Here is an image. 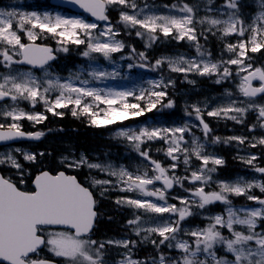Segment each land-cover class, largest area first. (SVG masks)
Segmentation results:
<instances>
[{
	"label": "snow or ice",
	"instance_id": "snow-or-ice-1",
	"mask_svg": "<svg viewBox=\"0 0 264 264\" xmlns=\"http://www.w3.org/2000/svg\"><path fill=\"white\" fill-rule=\"evenodd\" d=\"M74 3L99 21H108L106 14L108 6L120 5L125 8H137L135 0L131 2L129 0H74ZM225 6L228 9H236L237 0H227ZM171 9L179 14H150L144 9L133 14L121 11L120 22L126 28L137 29L136 35L146 37L149 44L158 39V34L166 38L187 39L196 43L200 60H189L183 57L162 58L156 61V66L167 62L173 72L217 75L219 77L217 83L229 78L232 75L230 66H236V74L240 77L237 85L238 91L243 97L248 98L250 103L247 107H238L235 102H232L228 106L208 111L207 115L223 116L242 123L241 117L249 109H255L258 112L257 119L262 121L260 127H264V105L255 104L253 101V98L257 96H264V69H253L251 63L248 62L251 59L249 52L256 53L264 49V12H261L247 28L243 26L244 22L236 16L235 12L228 14V18L224 20L209 17L199 20L198 23H207L211 26L209 31L211 28H217L225 37L236 35L243 38L235 44L226 45V51L232 53V57L226 61L212 62L203 59L205 53L201 51L198 43L195 28L197 21H195L193 7L185 3L182 6L171 5ZM97 29L96 23L80 18H65L59 14L52 16L49 13L40 15L35 11H0V64L9 69L6 73H0V101L11 100L13 102L12 106L0 108V117L11 121L7 124L0 123V141L25 136L39 139L43 135L42 132L26 134L22 130L20 121L26 119L40 123L46 119V116L43 113L26 112L19 108L17 102L20 100L30 102L33 107L38 102H42L46 111L54 115H62L56 110L69 108L72 105L73 116L78 115L77 109H79L80 113L90 117V122L94 126H106L132 116L143 115L145 110L151 111L161 103L162 98L167 95L163 90L149 91L147 95L154 99H149L146 106L142 107L140 103L127 102V97L133 95L132 92H112L110 90L104 92L97 88L77 87L70 81L61 83L59 78L46 79L41 82L30 71L15 73L11 71L13 65L20 64L43 68L50 60L55 59L51 48L36 43L40 35L45 33L59 38L57 42L61 44L63 51L68 50L65 45L69 43L77 46L86 45L87 50L83 52L85 57L98 53L105 58H110L112 53L119 52L125 47L122 41L116 39L119 32L111 24H107L103 31L94 35V30ZM22 34L26 35L28 43L23 42ZM140 57L145 59L143 53H140ZM90 75L98 80L111 74L93 70ZM76 79L79 77L77 76ZM253 81H259V86H253ZM80 83L87 85L88 81L81 80ZM155 87L159 88L161 84L157 83ZM53 91L58 92L54 99L49 96V93ZM85 98H91V102H86ZM135 98L137 101L144 100V93L142 92ZM100 105H107V107L100 108ZM163 106L171 108L173 103L169 101ZM94 107L97 110L94 111ZM194 111L196 118L203 125L204 133L207 134L210 129L203 120L201 109L194 107ZM186 131L188 128L185 126L151 129L142 127L138 131L121 129L118 132L119 136L133 143L141 156L150 160L156 174L153 176H149L147 172L134 174L124 168L115 171L111 170V166L101 170H108L110 175L117 177L118 181L124 185L121 191L139 192L143 197H155L164 203L129 197H122L116 203L127 204L135 209L161 216L169 214V217H177L175 221L161 220L145 228L141 226V217L137 215L129 220L128 224L135 226L133 231L137 236H140L142 232L145 233L144 240H149L153 234L158 236L160 238L158 243L155 239L150 241L157 248L167 244V247L178 249L182 253L180 259L166 258L161 254L160 264H264V231L256 230L257 222L264 221V199L250 194V189L254 187L264 192V184L220 182L219 191L205 192L203 186L194 188L190 191L193 199H180L182 207L167 203L166 190L172 188L174 182L179 183L180 181L177 178H170L167 170L159 162L151 160L147 152L141 151V144L155 139L164 140L168 144L167 156L177 160L179 157L175 154L183 152L184 163L188 164L189 149L182 147L183 134ZM216 139L218 142L219 138ZM245 139L230 137L226 142L236 140L243 144ZM193 143L195 144V141ZM257 143L264 145V137L260 138ZM251 146L256 147V143ZM202 147L196 144L191 152L202 162L201 168L198 171H192L190 178L185 177V179H190L193 183L201 182V185H204L211 180L210 173L216 171L215 167H208L209 164L220 166L224 161L221 158L202 154ZM24 158L34 161L35 155L25 153ZM255 159L256 157L252 156L244 162L252 164ZM4 163H10L17 169L21 168V165L11 155H8L6 159H0V164ZM69 166L78 167L79 165ZM88 167L101 168V165L89 164ZM171 167L174 169L176 165L173 164ZM256 171L264 173V167H258ZM157 181H162L163 188L154 187ZM109 183L111 182L93 181V184ZM34 186L33 191H23L10 179L0 176V264H50L45 259L33 258L38 257L42 247L47 248L56 257L64 258L65 264H105L103 250L106 244H114L125 249H129L130 244L135 245L134 241L128 240L101 242L91 239L90 234L97 217L96 200L93 192L88 187L82 186L75 176L66 175L64 172L52 175L45 171L35 177ZM149 186H153L152 189ZM229 195L246 196L248 200L255 201L261 207L234 209L231 206ZM215 202L227 206L226 216L209 217L207 226L185 232V235L191 237V242L177 238V234L181 231V222L193 214L191 211L193 205L204 209ZM56 226L67 230H52ZM236 226H241L244 230H237ZM221 229H227L230 237L225 236ZM219 246H223L232 258L219 256L217 254ZM118 264H146V262L125 255Z\"/></svg>",
	"mask_w": 264,
	"mask_h": 264
},
{
	"label": "rangeland",
	"instance_id": "rangeland-1",
	"mask_svg": "<svg viewBox=\"0 0 264 264\" xmlns=\"http://www.w3.org/2000/svg\"><path fill=\"white\" fill-rule=\"evenodd\" d=\"M48 2V0H8L7 6L14 7L15 4H40L42 2ZM142 2V3H141ZM140 2V5H137L136 9L131 8H125L124 6L120 5H111L108 6L111 8L112 18L116 17L117 21L119 22L120 26L124 29V32L121 31L123 38L125 40L123 41L125 47L119 52L112 53L110 55V58H105L101 54L98 53H92L89 57H85L82 63L75 64L77 67L74 69H69V71L74 72V76L68 77V76H61L57 72V68L54 67L53 69L48 68L47 70L36 72L31 69H25L21 68L18 65H13L11 71L13 73L15 72H32V74L37 77L41 82L45 81L46 79H53L56 80L59 78L60 82H71L77 87H90V88H97L101 89L104 92L112 91V92H132L133 95L127 97V102L129 103H140L142 107H145L150 98L147 93L149 91H165L167 95L162 98L161 103H159L158 106L153 108L154 111L153 116L157 117H147V114L145 112L143 115L140 116H132L125 120H132V119H141L142 121L138 122L137 124L128 127V128H119L115 131H108L106 132V136L109 138V142L106 141L107 145L106 148H104L105 153L101 155H89L83 153V152H74L76 154L75 158L71 156H65L62 155L61 152H44L39 157H35L34 161H29L24 158V154H33L28 147L23 146H6L4 148H0V159H6L8 155H11L14 157L17 162L21 165L20 169H17L13 167L10 163H4L0 164L2 165L6 170L8 175L13 176L14 179H16L19 183H23L26 179V176L29 175V172L31 171L32 167H41L45 165L51 164L53 160H58L60 166H66L67 168L73 170H83L80 171L81 174L85 173L86 182L92 187L96 188V190L99 191H115L116 199L113 202H107V206L111 207V213L115 214L116 217L121 215L122 212L124 219L120 220L118 228L114 229L117 232L112 233L114 236L111 238L112 241H118V240H128L126 238H119V236H123L127 226L134 228L135 226L129 225L128 221L131 219H134L137 215L141 217V226L142 227H149L154 225L155 222L161 221V220H169L175 221L177 219L176 216L169 217V214H164L163 216L153 213L144 212L143 210L135 209L132 206H129L127 204H117L116 201L122 197H129V198H137V199H148L152 200L156 203L163 204L164 201H158L155 197H143L139 192H127V191H121V188L124 186L122 185L116 176H112L109 174L108 170H101V169H108L109 166H111V170L119 171L120 168H124L128 170L129 172H132L134 174H142L144 172H147L149 176H153L156 173L153 171V165L151 164L150 160L145 159L143 156L140 155V152L136 150L133 143L129 142L126 138L119 136L118 132L121 129L124 130H135L138 131L142 127H148V128H173V127H187L188 131H186L183 134L184 137V143L182 144V147L189 149V163H184V153H176L179 157L177 160H173L171 157L167 156L166 150L168 147V144L165 143L164 140L161 139H155L150 142H147L148 146L144 148V142L141 144V151H145L148 153L151 160H155L159 162L166 170L167 175L170 178H177L179 179V183L173 184V187L166 190V201L168 204H174L170 199L175 200L178 202L177 207H182L183 205L180 204L181 198H187L189 200L193 199V197L190 195V191L193 190L196 187L203 186L205 192H211V191H219V183L220 182H228L235 184L237 182H240L242 184L245 183H257V184H264V173H260L256 171V168L258 167H264V145H260L257 143V141L264 137V127H260V124L262 121L258 120V112L255 109H249L247 113H245L241 119L243 120L244 117H246L248 114H252V126L251 130L250 128H246V133L254 132L251 136H245L243 138L245 139V143L240 144L236 140H232L230 142L225 143V141H228V138L230 137H239L238 135H225L224 140L219 137L217 134H214V140L211 137L210 138V144L205 140L207 134H212V131L214 130V125L209 123L208 120H213V116H209L207 120H204L205 123L208 124L210 131L205 134L203 131V125L200 123V121L196 118V113L194 111V107H199L201 109V115L206 113L208 111H212L219 107H225L228 106L230 103L235 102L236 106L238 107H247L250 101L248 98H245L242 96V94L239 93L237 85L240 82V77L237 76L236 72V66H230L232 75L225 79L221 80L219 83H217V80L219 77L217 75H200L197 72H173L170 70L168 63L165 62L160 66H156V61L162 58H172L175 59L177 57H183L185 59H196L200 60L201 57L199 56L196 48L195 42H190L187 39L184 40H177L173 37H164L163 35L158 34V39L154 42H151L149 44V41L146 37H138L136 35L137 29L132 28H126L121 22H120V13L121 11H126L129 14H133L134 12H139L141 9H144L146 12L155 13V14H179L176 10L171 9V5H178L177 3H171L169 1L166 2H158L155 3L153 0H142ZM216 0H197V4H194V17L195 21H197L195 24L198 26H195L196 28V35L198 39V43L200 45V49L204 53H210L212 52L215 56V60H211L207 58L206 56L203 57L205 60H211L212 62H220V61H226L230 57L233 56L232 53H228L226 51V48H222L220 43H225L226 45L228 43L235 44L238 40L243 39L241 37H238L236 35L231 36H223L222 33L217 28H211V31L208 29L211 27L207 23L200 24L198 23L199 20L209 17V18H219V19H227L228 14L235 12L236 16L244 22L243 26L248 27L253 23L254 20L261 14V12H264V0H237V8L236 9H228L226 8V2L227 0H220L219 3L214 4ZM168 7H165V6ZM183 4L179 5L182 6ZM21 12H27L24 11L23 8L19 9ZM171 10V11H170ZM0 11H9L7 7L0 6ZM16 11V10H14ZM203 12V14L201 13ZM44 13H49L52 16H55L57 14L64 16L65 18H73L70 16H67L66 14H62L60 12H52L49 10H43L41 13H38L40 15H43ZM107 25V24H106ZM106 25H98V29L94 30V35L98 34L99 31H103L106 27ZM222 27V26H221ZM115 29V28H114ZM116 30V29H115ZM118 31V30H116ZM142 31V30H141ZM119 32V31H118ZM247 35V34H246ZM24 38H27L26 35L22 34V40ZM102 40L104 38H101ZM116 39L120 40L118 36ZM133 39L134 42H139L141 44V50L138 49V46L134 45L131 40ZM28 41V40H27ZM121 41V40H120ZM188 43L186 45L184 43ZM153 44H156L157 46H160V48L167 49V51L163 52L161 55H159L154 60H150V56L147 55L148 48H150ZM77 47V45H75ZM80 47H83L84 51H86V45H80ZM56 52L59 55L64 54L66 51L62 50V46L58 45L55 47ZM135 49V51H133ZM264 50V49H261ZM140 53H143L145 56V59H141ZM249 52L248 55L251 58V55L257 54ZM95 55V56H94ZM101 58V60H98ZM251 60V59H250ZM250 60L248 61L250 63ZM131 65V67H130ZM143 65V67L141 66ZM252 65V64H251ZM252 68H259L252 65ZM95 71H103L106 73H109L111 75L102 78V79H94L90 73ZM9 69L5 68L3 64H0V73H6ZM243 75V74H241ZM79 77V79H76V77ZM81 80H87V85H82L80 83ZM201 80L206 81L207 83L213 82L215 85H205L201 83ZM162 82V83H161ZM160 83L161 87L157 88L155 87V84ZM218 84L224 85L221 89L217 87ZM165 85H167L165 87ZM254 86H258V84H254ZM144 93V100L137 101L136 96L141 95V93ZM231 93V95H229ZM58 94V92H51L49 93L50 98H53ZM173 94V95H172ZM176 95L180 96V107L183 109L182 114L178 116L177 119H173L170 117V113L174 110H177L179 107V104L176 102ZM91 100V98H90ZM169 101H172L173 107L168 108L164 107L163 105L167 104ZM255 104L258 105H264V98L261 100L253 99ZM91 102V101H89ZM22 103H25L28 108H25L22 106ZM13 102H10L8 104H2L0 105V108H3L5 106H12ZM17 106L21 109H23L26 112H34L37 113L34 110H37L38 107H42L45 109V105L42 102H38L34 107L31 105L30 102L20 100L17 102ZM107 105H100V108H106ZM29 110V111H27ZM58 110V109H57ZM97 110L94 107V111ZM49 114H53L48 112ZM167 114V115H164ZM234 114V113H233ZM45 115V114H44ZM80 117H84L86 120V117L82 114H80ZM203 117V116H202ZM219 119H227L223 116L217 117ZM231 120V119H229ZM52 119L49 122H45L43 120L40 123H35L33 121L29 120H22L20 121V124L28 125V126H34L35 124H41V125H48L50 131V134H57L53 128H50ZM124 121V120H123ZM235 121V120H233ZM10 120H6L4 117H0V123H10ZM121 121H117L116 123H119ZM115 124V123H113ZM99 126L104 129H106L107 126ZM257 132H259L257 134ZM179 135V134H178ZM219 138V141L217 142V139ZM44 140V139H43ZM42 140V141H43ZM54 141V140H53ZM163 142V147L154 148V150L151 149L150 145L154 142ZM195 141V144L193 143ZM59 143L63 144L65 141L64 139H59ZM111 143L115 145H111ZM253 143H256V146L258 147V154L254 153H247L242 150H252L255 147H252L251 145ZM196 144L202 145L201 152L204 155H208L211 157L221 158L219 155H222L224 153H228L230 151V148L232 150L233 146H236L233 153H231L228 157H222L224 163L220 166H215L209 164L208 167H215L216 171L213 173H210L211 180L208 181L207 184L201 185V182H190V179H185V177L191 176L192 171H198L201 166L202 162L198 160L195 155H192V149L196 146ZM217 145H220L219 153L218 155L209 153L208 150L210 149L209 146L212 148H217ZM230 146V147H229ZM46 153V155H45ZM154 154H158L159 156L156 157ZM252 156H255L256 159L253 161L252 164H247L244 161L247 159H250ZM81 160H83V163H81ZM72 164H78V167H70L69 165ZM89 164H99L101 165V168H90L88 167ZM175 164L176 167L173 169L171 166ZM247 166H251L247 168ZM257 165V166H255ZM94 180L99 181H110L109 184H93ZM153 186H149L150 189H152ZM155 188H163L162 181L155 182L154 185ZM250 194L253 196H256L255 194H259L260 196H257L261 199H264V192H261L260 188L254 187L250 189ZM243 196V195H242ZM231 197L236 198L239 196L235 195H229V199L231 200V206L234 209H251V208H259L261 205L256 203L255 201L248 200L246 196H243L244 199H241L240 201L236 202ZM218 206V211H212L209 208L212 206ZM127 208V209H123ZM226 208L227 206L220 202H215L213 204L207 205L204 209H200L193 205L191 207L192 215L187 217L184 221L181 222L180 227L181 231L177 234V238L181 240H189L191 242V237L188 235H185V232L194 230L196 228H203L207 226L209 223V217L215 216V215H224L226 216ZM121 212V213H120ZM126 214V216L124 215ZM201 224H198V223ZM262 223V221H260ZM237 230H244L241 226H236ZM113 230V231H114ZM257 231H264V227H259V221L257 222ZM112 231V232H113ZM222 233L225 236L230 237V233L227 231V229H221ZM134 232V231H133ZM135 233V232H134ZM145 233H141L139 236V239L142 242H147L149 246H153L152 249L146 250L145 253L149 256L147 258L146 264H153V261H155V264H160L159 257L161 253L163 252V247L165 245H160L159 248H157L155 245H153L150 241L152 239L157 240V243L159 242V237L156 235H152L149 240H144ZM96 240V238H93ZM135 245L129 246V249H126L125 252H122L121 246H117L114 244H106L104 252V261L105 264L111 263V264H118V262L125 257V255H130L131 250L133 252L139 250L141 247L137 241H134ZM169 252L172 253L171 257H179L181 258L182 253L175 248H169ZM222 251L225 253V257L231 259L232 256L230 253H227L223 246L218 247V253ZM45 252L47 255L58 259L59 261H64V258L56 257L52 252H50L47 248H45ZM131 256V255H130ZM140 261H142L140 259Z\"/></svg>",
	"mask_w": 264,
	"mask_h": 264
},
{
	"label": "trees",
	"instance_id": "trees-1",
	"mask_svg": "<svg viewBox=\"0 0 264 264\" xmlns=\"http://www.w3.org/2000/svg\"><path fill=\"white\" fill-rule=\"evenodd\" d=\"M62 57L61 61L66 63V60L72 61L74 59L73 53ZM252 63L262 67L264 69V51H260L258 55L253 57ZM50 128H53L57 132V134H50L49 127L43 126V130L46 136H50L48 140L43 142L44 147L46 148L45 152H61V150L65 149V146L58 142L59 139H64V143L66 146H71L72 149H84L87 151H97L100 148H104L109 144H106V140L103 139L104 129L93 128L89 122H87L84 117H70L68 113L64 114L63 117H59L53 120ZM54 140V141H53ZM110 146V145H109ZM46 155V153H45ZM54 161V160H53ZM53 161L48 166H53ZM107 206V203H105ZM111 207L101 208L103 211L102 221L98 222L96 225L97 232L100 236H105L119 226L120 220L124 219L123 213L120 212L121 215L118 217L115 214H112L110 211ZM126 216V214H124ZM110 216V220L106 219ZM115 231V230H114ZM166 248L165 246L163 249ZM164 253H167L165 251ZM141 255V254H139Z\"/></svg>",
	"mask_w": 264,
	"mask_h": 264
},
{
	"label": "water",
	"instance_id": "water-1",
	"mask_svg": "<svg viewBox=\"0 0 264 264\" xmlns=\"http://www.w3.org/2000/svg\"><path fill=\"white\" fill-rule=\"evenodd\" d=\"M51 61V60H50ZM33 138H29L28 136H25L23 138H17V139H14V140H9V141H0V145L1 144H8V143H12V142H17V141H27V140H31ZM56 227H61V226H56ZM50 264H53L50 262Z\"/></svg>",
	"mask_w": 264,
	"mask_h": 264
}]
</instances>
